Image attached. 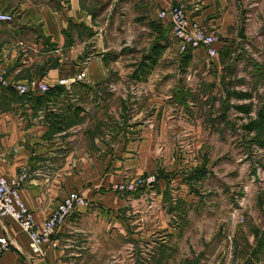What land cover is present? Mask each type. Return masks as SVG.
Wrapping results in <instances>:
<instances>
[{
  "label": "crops",
  "instance_id": "1",
  "mask_svg": "<svg viewBox=\"0 0 264 264\" xmlns=\"http://www.w3.org/2000/svg\"><path fill=\"white\" fill-rule=\"evenodd\" d=\"M178 2L218 36L217 56L180 49L157 16ZM253 5L0 0V11L11 14L0 20V69L11 81L48 85L26 94L0 85V173L14 179L26 172L18 191L38 223L72 190L88 200L57 226V246L42 256L16 220L0 217V236L10 242L0 264L215 262L209 223L220 218L203 197L211 189L200 187L211 169L175 143L209 142L199 103L225 108L228 94L242 102L237 93L248 89L239 79L264 77V61L243 49L264 45ZM151 174L155 181H134Z\"/></svg>",
  "mask_w": 264,
  "mask_h": 264
},
{
  "label": "rangeland",
  "instance_id": "2",
  "mask_svg": "<svg viewBox=\"0 0 264 264\" xmlns=\"http://www.w3.org/2000/svg\"><path fill=\"white\" fill-rule=\"evenodd\" d=\"M243 2L255 3L253 12L260 22L257 34L264 35V0ZM178 43L181 50H190L189 47L182 49ZM253 43L250 48H243L246 56L264 61V45ZM245 76L250 74L247 72ZM239 81L251 96L232 103L246 104L250 107L249 114L233 106L224 114L223 105L209 104L207 100L202 102L205 105L202 108L199 103L201 110L197 113L210 131H207L209 142L201 143L200 148H197L198 142L181 140L175 144L187 158L197 159L198 153L203 165L211 169L200 187L211 189L209 192L202 189L203 197L210 198L211 212L220 218L209 223L216 231L211 237L213 263L264 264V130L248 131L243 125L250 117H256L259 107L264 105V77H242ZM228 98L231 99V95L228 94ZM202 149L204 154L199 151ZM139 178L142 177L137 176L134 181L140 183Z\"/></svg>",
  "mask_w": 264,
  "mask_h": 264
},
{
  "label": "built area",
  "instance_id": "3",
  "mask_svg": "<svg viewBox=\"0 0 264 264\" xmlns=\"http://www.w3.org/2000/svg\"><path fill=\"white\" fill-rule=\"evenodd\" d=\"M159 18L167 19L170 24L174 38L181 43V48L203 47L209 57L218 55L219 38L212 32L206 31L198 21L189 18L184 5L180 2L170 5L167 8L159 9ZM11 19V14L0 11V20ZM82 72L77 73L74 79L82 78ZM0 85L12 87L20 94H26L31 86L37 87L41 92L48 89L47 83L31 79L27 82L11 81L6 72L0 69ZM26 177L25 171H20L14 179H8L0 173V217L9 216L16 220L29 235V246L35 255H44L47 247L57 246V239L54 237L57 226L64 222L72 210L88 203L84 193L76 190L68 192L63 199L53 208L50 215L41 222H36L33 212L27 207L18 191L19 184ZM155 175H147L139 178V182L155 181ZM122 190L125 185H116ZM126 188H129L127 185ZM9 240L0 236V252L8 247ZM115 260V259H114ZM113 260V262H115ZM48 264H59L58 261H51ZM216 264V263H212Z\"/></svg>",
  "mask_w": 264,
  "mask_h": 264
},
{
  "label": "trees",
  "instance_id": "4",
  "mask_svg": "<svg viewBox=\"0 0 264 264\" xmlns=\"http://www.w3.org/2000/svg\"><path fill=\"white\" fill-rule=\"evenodd\" d=\"M224 52L229 53L227 50ZM237 95L241 98L251 96L248 91H240L239 93H237ZM231 106L235 107L236 109L244 111L246 114H249L250 112V107H248L246 104L233 105V103L229 102V98H228L225 103L224 114L226 113V110H229L231 108ZM258 111L259 112L256 115V117H250V119L243 124L244 128H246L248 131L256 130L257 132H260L264 130V105L262 107H259Z\"/></svg>",
  "mask_w": 264,
  "mask_h": 264
}]
</instances>
